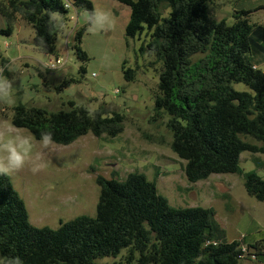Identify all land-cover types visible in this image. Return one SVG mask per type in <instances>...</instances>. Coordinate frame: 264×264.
<instances>
[{"label":"trees","instance_id":"16d2710c","mask_svg":"<svg viewBox=\"0 0 264 264\" xmlns=\"http://www.w3.org/2000/svg\"><path fill=\"white\" fill-rule=\"evenodd\" d=\"M131 10L126 28L135 38L149 29L141 48L161 62L155 92V112L170 117L167 127L171 149L186 162L190 183L211 175L242 174L243 152L264 151L243 138L264 143V73L250 61L253 45L264 53V25H253L251 15L260 9L237 11L232 25L209 16L211 0H115ZM70 0H65V3ZM74 7L92 10L90 0H74ZM44 9L57 10L71 20V10L61 0H0L6 34L22 20L35 31L34 45L45 56L58 57L55 35L49 34ZM86 28H78L73 49L86 62L82 49ZM43 37V47L40 38ZM257 41L259 43H257ZM81 71L85 73V68ZM126 81L136 72L124 69ZM233 83L247 85L253 93L239 92ZM84 105L50 113L18 105L12 122L27 129L36 140L50 131L58 145H70L92 134L116 138L124 117L117 110L96 109L88 118ZM100 197L95 218L80 216L61 222L56 230L33 226L24 200L11 178L0 175V254L19 256L24 264H99L128 250V264H241L240 241L212 242L213 212L202 207L174 208L159 194L155 182L131 173L124 181L99 177ZM246 192L264 202V178L244 174ZM260 250L258 244L250 246ZM258 255V253H257Z\"/></svg>","mask_w":264,"mask_h":264},{"label":"rangeland","instance_id":"374dc122","mask_svg":"<svg viewBox=\"0 0 264 264\" xmlns=\"http://www.w3.org/2000/svg\"><path fill=\"white\" fill-rule=\"evenodd\" d=\"M90 1L111 12L117 27L96 35L86 31L82 39V49L88 56L86 62L73 49L75 35L71 43L63 45H57L56 39L57 58L66 62L57 70H41L43 63L56 57L45 56L35 47L31 25L19 20L9 35L4 32L7 24L0 15V64L12 57L17 68V73L5 71L10 79L15 76L16 104L7 112L0 111V119L12 122L13 110L18 105L54 113L68 109L70 102L95 110H117L124 117L123 132L118 137L104 135L99 139L88 134L70 145L55 143L42 171L33 174L26 167L10 177L25 202L30 223L56 230L61 222L80 216L95 218L101 191L97 179L124 181L131 173H140L156 183L159 194L172 207L211 210L213 242L240 241L245 251L241 264H264V202L250 196L244 187V174L248 172L254 171L264 178V151L241 154L242 174H214L190 183L185 174L186 162L171 149L173 136L167 127L170 117L155 112L162 64L154 55L141 51L151 32L145 27L135 38L128 37L126 28L131 14L128 6L115 0ZM258 8H264V0H211L209 16L217 21L226 19L232 25L237 11ZM70 18L68 29L75 22L73 10ZM250 21L253 25H264V9L255 11ZM249 57L264 73V53L256 45ZM124 69L136 72L135 81H126ZM233 88L253 93L243 83H233ZM17 129L32 135L27 129ZM243 139L264 150L263 142L250 137ZM257 243L260 250L250 247ZM127 254L124 249L118 257L102 258L98 263L128 264Z\"/></svg>","mask_w":264,"mask_h":264},{"label":"clouds","instance_id":"9594fccd","mask_svg":"<svg viewBox=\"0 0 264 264\" xmlns=\"http://www.w3.org/2000/svg\"><path fill=\"white\" fill-rule=\"evenodd\" d=\"M65 9H71L75 13V22L72 29L67 28L66 14L53 9H44L48 17L49 34L57 37V45L71 43V37L75 35L79 27H85L89 34L96 35L102 32L114 31L117 21L111 12L99 8L93 4L92 10L74 7V0L65 3L61 0ZM67 38V39H66ZM43 37L40 38V46L43 47ZM16 59L9 57L8 62L0 64V111L7 112L15 106L14 95L15 76L9 78L5 71L17 73ZM55 62L43 63L41 70L56 69ZM87 116L95 120L97 112L91 107H85ZM56 141L50 131L40 133L38 140L32 135H25L17 129L14 122L0 119V175L11 177L16 172L30 167L33 174L42 171L47 166V154L54 151ZM0 264H24L19 256L5 257L0 254Z\"/></svg>","mask_w":264,"mask_h":264},{"label":"built area","instance_id":"2783aa9c","mask_svg":"<svg viewBox=\"0 0 264 264\" xmlns=\"http://www.w3.org/2000/svg\"><path fill=\"white\" fill-rule=\"evenodd\" d=\"M67 3H69V2H67ZM69 9L70 10H72L71 9V7H69ZM52 57V56H51ZM51 62H55L56 64H57V69H59V68H61V67H63L64 66V64L66 63V62H64L62 59H60V58H51V59H49V61L47 62V63H51ZM48 70H56V69H48ZM208 244H213V245H217V243L216 242H208ZM244 253H245V251H244V249H243V255L241 256V258H243V256H244ZM253 257H255V255L253 256Z\"/></svg>","mask_w":264,"mask_h":264},{"label":"crops","instance_id":"0c3cea01","mask_svg":"<svg viewBox=\"0 0 264 264\" xmlns=\"http://www.w3.org/2000/svg\"><path fill=\"white\" fill-rule=\"evenodd\" d=\"M256 67V66H255ZM257 68V67H256ZM214 240V239H213ZM258 244V243H257ZM256 245V244H255ZM255 245H253V246H255Z\"/></svg>","mask_w":264,"mask_h":264}]
</instances>
